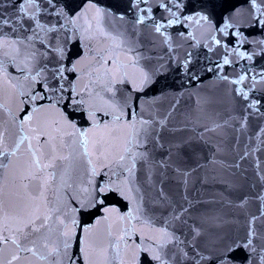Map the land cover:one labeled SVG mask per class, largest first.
<instances>
[{
    "label": "snow or ice",
    "instance_id": "6c2138e0",
    "mask_svg": "<svg viewBox=\"0 0 264 264\" xmlns=\"http://www.w3.org/2000/svg\"><path fill=\"white\" fill-rule=\"evenodd\" d=\"M0 264H264V0H0Z\"/></svg>",
    "mask_w": 264,
    "mask_h": 264
},
{
    "label": "water",
    "instance_id": "95a60500",
    "mask_svg": "<svg viewBox=\"0 0 264 264\" xmlns=\"http://www.w3.org/2000/svg\"><path fill=\"white\" fill-rule=\"evenodd\" d=\"M203 84L199 86V88L196 87V85L191 86V90L193 91H199L202 94L203 93H209V92H214V93H222L224 91L225 86L218 80H213L211 74H206L203 77ZM191 101L188 99L186 96L184 98L183 103H190ZM91 222V221H89ZM241 258L243 257V254H239Z\"/></svg>",
    "mask_w": 264,
    "mask_h": 264
}]
</instances>
